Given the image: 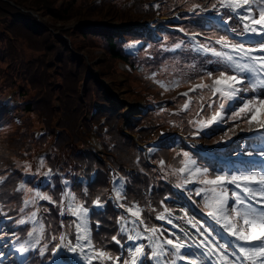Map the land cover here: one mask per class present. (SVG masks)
<instances>
[{
    "label": "trees",
    "instance_id": "obj_1",
    "mask_svg": "<svg viewBox=\"0 0 264 264\" xmlns=\"http://www.w3.org/2000/svg\"><path fill=\"white\" fill-rule=\"evenodd\" d=\"M216 1L0 0V116L5 115L6 119L11 120L10 124H3L4 128L0 124V216H11L10 220L0 221V251L6 253L0 259V264H17L12 253L7 252L6 243L9 237L24 238L32 226L39 230L40 244H44L45 250L41 252L36 248L30 252L25 264H41L49 257L51 248L60 243L61 231L67 234L69 241L74 240L76 232L73 221H76V217L64 205L62 209L61 205V179L64 177L70 181L69 192L75 197L74 203L82 202L91 208L94 249L106 252L113 260L120 257L118 264H123V260L128 259L129 245L125 243L126 234L121 233L116 217L119 213L128 214L115 206L108 196L111 186L109 178L115 169L126 178L122 193L126 194L133 184H137L136 195L142 202L147 200L150 204V208H140L146 227L150 224L163 226L155 217V211L162 208L160 200H165L164 195L168 194L167 202L181 224L178 230L173 231L174 235L187 240L189 244L194 242L189 236L191 234L200 238L201 234L216 236L220 244H229L219 236L216 227L190 205L188 198L178 189L179 184L174 186L164 176V169L178 176V169L185 159L184 152L189 153L196 166L209 169V178L238 170L258 169L249 162L236 159H233V166L226 169L227 164L194 149L179 133L173 132H187V137L191 138L190 133L196 131L195 118L207 121L212 113L221 110L220 105L227 107L218 97V92L212 95V78L205 74V70H211L212 77L219 73V58L210 52L193 49L192 42L185 34L198 32L199 42L236 58L235 52L216 41L221 37L229 44L240 41L215 24L204 9ZM194 5L203 7L194 9ZM31 10L37 11L39 18ZM175 11H178L176 20L156 19L157 27L138 24L114 28L88 24L67 26L75 20L94 22L105 17L115 24H122L129 16L144 20L156 14L172 15ZM229 15L234 16L227 9L222 10L221 16L228 20L232 33H240L241 23L235 16L229 20ZM44 16L46 20L42 19ZM175 26L181 27V30ZM135 41L141 42L137 50L127 51V42ZM171 45L175 47L169 48ZM154 46L177 55L178 63L185 69L182 73L173 72L181 80L174 82L170 91L174 85H177L176 89L190 87L191 81H201L199 85L208 87L197 86L187 95L171 91L163 97L160 89L155 87V78L141 71L143 62L154 63L161 58L150 56ZM100 52L104 57H99ZM119 62L126 65L122 67ZM95 70L99 72L98 76L94 74ZM148 71L154 69L150 67ZM104 80L110 82L121 98L145 97L143 100L148 105L146 111L140 117L126 121L125 129L122 114L124 103L114 97ZM198 91L201 95L199 99L191 94ZM189 95L192 96L191 106L186 101ZM7 96L13 99L12 103L5 101ZM242 96L251 98L253 93L249 91L242 93ZM174 102L186 103L188 107L183 109L186 111L185 118H180L181 113L171 123L167 116L173 113L170 108ZM236 103L237 107L231 108L224 118L226 122L223 128L210 125L200 133V137L214 143L222 129L226 128L227 131L235 122L245 123L249 112L246 110V114L241 113L239 119L234 118V113L242 107L241 102ZM201 104L203 108L196 114ZM210 104L211 108L208 107ZM160 109L163 111L160 121L167 124L164 130L166 135L156 140L155 149L147 160L136 140L146 141L162 135V130L156 128L159 116L156 111ZM93 137L100 144L98 152L90 143ZM238 151L249 153L254 149L249 144L244 147L231 144L223 152L234 154ZM37 156L41 168L49 172L46 182L40 186L36 184L40 171L31 168V162ZM139 167L147 168L149 173L140 172ZM199 176L203 174H197L193 185L186 187L193 198L198 189ZM149 179L154 181L152 185L147 184ZM141 184L143 191L140 190ZM106 186L108 190L105 194L103 187ZM36 193L46 194L51 200H37L23 205L24 200L30 201ZM98 198L105 205L103 209L93 205ZM31 212L37 213L34 222L25 220L24 224H18ZM96 220L99 226L95 225ZM189 222L192 224L189 225ZM165 233L174 238L170 233ZM114 235L124 245L123 249L113 241ZM145 251L148 253V248ZM191 251L198 264H212L196 246ZM222 252L229 261L237 258L231 247ZM89 255L93 256L94 253L89 250ZM60 258L65 263L70 259L64 252L60 253ZM113 260L93 258L91 264H116ZM146 264H152V261L148 260Z\"/></svg>",
    "mask_w": 264,
    "mask_h": 264
},
{
    "label": "snow or ice",
    "instance_id": "obj_2",
    "mask_svg": "<svg viewBox=\"0 0 264 264\" xmlns=\"http://www.w3.org/2000/svg\"><path fill=\"white\" fill-rule=\"evenodd\" d=\"M219 6L227 9L229 12L236 13L239 11V21L243 23V33H248L258 37L254 46L245 47L243 44L235 43L229 44L223 37L216 41L222 47H230L231 51L236 53V58L232 55H228L222 51H218L214 48H209L206 45H201L199 50L205 53H212V55L218 57L217 64L220 65L219 76L213 80L212 90L213 95L217 92L222 97H227L230 101L229 105H220L221 111L215 112L205 123L202 124L203 128H207L209 125H219L225 123V119L222 116L223 111L230 110L234 103L237 101L242 103L239 112L234 113V118L239 119L241 113L246 114V110L251 112V116L246 119V123L250 126L249 130H254L251 126L255 121L258 125L257 130H264V114L260 119H257L256 105H259L260 109L264 110V0H219ZM199 7L194 5L193 8ZM258 12V18H253V10ZM212 11L217 10V5H212ZM247 13V14H244ZM217 15L220 13L217 11ZM234 16L229 15L228 19H233ZM225 24L227 20L223 21ZM256 25H260L259 28ZM179 47V45L177 46ZM259 53L254 55V53ZM211 63V61H209ZM231 72L232 74H229ZM205 74L212 78L213 72L211 70H205ZM178 83V82H176ZM163 86V85H161ZM198 87H208L207 85H198ZM252 92L253 96L247 98L241 95V93ZM187 95V94H184ZM185 109L188 104H185ZM209 108L212 105H208ZM232 129H230L231 131ZM225 136L228 137V132H225ZM229 139L231 137H228ZM260 143L264 144V137L260 138ZM255 150L250 152L249 155H254ZM183 155L188 158V164L190 168H194V174H203L207 176L209 173L208 168L201 169L196 166V162L191 160L189 153L184 152ZM258 155L264 158V148H261ZM163 163V162H162ZM253 163V161H249ZM185 167L179 169L180 173L185 172ZM200 183L204 185H212L204 194L205 206L213 210L208 211L207 215L212 217L217 224L227 232L230 236L235 237L237 242H243V244L237 243L235 248L238 251L235 252L236 256L240 258L241 264L244 261H250L251 264H264V167L259 169H247L238 170L227 174H218L214 179H203ZM229 185L239 189V191L229 189ZM217 188L220 191H217ZM231 192V196H228V192ZM115 198L119 200L123 199V193L119 189H114ZM204 192L203 189H197L196 195L200 196ZM211 193V196L208 193ZM87 194V193H85ZM64 196H70L71 198L67 202V211L77 217L79 223L73 221L76 226V244L72 242L67 244L58 243L53 248V256H57L62 248H67L68 251L76 253L79 249L81 252L85 248L90 249L94 255L87 257L89 264L91 260H113L106 252L94 249L92 245L91 234L87 226V216L89 209L83 204L74 203L75 197L71 196L70 193H64ZM37 200H51L46 194L36 193L30 201L25 203H35ZM210 201V202H209ZM97 208L103 209L105 207L99 200L94 201ZM62 209L64 201H61ZM119 207H125L123 204H119ZM133 217H136L140 224L144 221L139 218V213L133 211L132 208H127ZM165 211H168L165 209ZM171 214L169 213V216ZM36 213H32L30 218H35ZM157 219H168L164 214L157 216ZM171 223V220L168 221ZM20 223H24L21 221ZM63 226V225H62ZM99 226V225H97ZM43 232V229L40 230ZM121 233L129 231L123 225L120 229ZM135 234H129L127 239L131 241L133 246L129 249L128 259L123 260V264H146V261H155V264H160L161 259H164V264H177V261H187V264H198L197 259H194V253L191 251L195 245L198 248L205 247L206 242L201 241L199 243L193 242V244L186 243L182 238L177 237L175 240L168 238H161L157 233L160 231L158 228L148 229L144 228L145 232H149L150 235L147 237L152 241L148 248L151 249L150 253L145 251L146 246L142 243H136L137 240L142 238V233L131 230ZM203 231H207L204 229ZM258 233V234H257ZM33 233L29 232V236ZM155 237V239H153ZM55 239V237H53ZM63 242L66 239L65 234H61L60 237ZM116 244H120L121 248L124 245L117 239L116 236L112 237ZM219 249L227 250L233 247L230 244L221 243L217 246ZM27 249L21 247L19 251L25 252ZM215 249L209 247L208 251L202 253L204 257H208L210 254H214ZM120 257H116L115 260H120ZM220 260L224 264H228V257L223 254L220 255Z\"/></svg>",
    "mask_w": 264,
    "mask_h": 264
},
{
    "label": "rangeland",
    "instance_id": "obj_3",
    "mask_svg": "<svg viewBox=\"0 0 264 264\" xmlns=\"http://www.w3.org/2000/svg\"><path fill=\"white\" fill-rule=\"evenodd\" d=\"M212 8V6L210 8H206V12H210V9ZM219 8H222L219 6V0H218V5H217V10ZM254 13L256 16H258V12L255 10L254 8ZM210 16H213L215 19H216V22H218V19H217V14L216 15H212V14H209ZM173 17V16H172ZM156 18H159L157 15L155 17H153L151 20H148L147 21V24H150L152 21H154ZM43 20H46V16H44L42 18ZM84 19L82 20H75V21H72L70 23H68L67 25H77L79 24L80 21H83ZM140 20L135 18V17H132V16H129L127 21L125 23H122L123 25H132L133 23H138ZM43 22V21H42ZM100 22H102V25L105 26V27H110V28H114L116 26H119V25H122V24H115V22H112L110 21L109 17H105L103 18ZM128 22V23H127ZM91 25L93 26V23H91ZM190 38L193 40V36L191 35ZM240 40H243L241 38H239ZM134 45L131 44L130 47H133ZM175 45H171L169 46V48H174ZM247 48V47H246ZM257 53H254V55H256ZM150 56L153 57V58H159L158 60H156V62L154 63H144L143 62V65H142V68H141V71L143 73H148V75L150 76H153L155 78L154 82L156 83V88L160 89L161 91V94H163V97H166V94H168V92H173V93H176V86L177 85H174L170 91V87L171 85L176 82L177 80H181V78H179L176 74H174L173 72H177V73H182L185 71V69L180 66V64L178 63V56L177 55H173L172 53H167V52H164V50L162 48H159L158 46H154L153 49L150 51ZM99 57H104V54L100 52L99 54ZM181 56H179L180 58ZM150 67H152L154 69V71H148L150 70ZM179 78V79H178ZM163 85V86H161ZM197 86V85H196ZM196 86H193V88H189V90H194V88ZM178 89V88H177ZM114 92H115V95L117 97H121L120 95L121 94H118L116 92V90L114 89ZM123 92V91H122ZM193 96H195L197 99L201 98V95H200V92L198 91L196 94L194 93H191ZM138 97L143 100V98L145 99V97H142L141 98V95H138ZM138 97H133V98H130V97H126V98H122L121 101L124 103V109L122 111V114L124 116V119L127 121L129 120V117L136 114L141 106H140V102L141 100L138 99ZM190 97H192L191 95H189V97L186 99V101L189 102L190 106L192 105V101H190ZM218 97L221 98V101L223 103H227L228 101V98L227 97H222L219 92H218ZM11 97L10 96H7L5 101H8ZM147 99V98H146ZM203 102H206V100L203 99ZM128 108H130L128 110ZM186 104V103H185ZM237 103H235V106H236ZM239 105V104H238ZM240 105H242V103H240ZM184 104L182 105L181 103L180 104H177L176 102H174V104L172 105V107L170 108L171 111H173L172 114H169L167 116V120L171 123L175 122V120L177 118H179V114L182 113V116L180 118H185L186 117V111H184ZM258 108V107H257ZM156 112L159 113V116H158V119L156 120V128L161 131V130H165L167 128V124H162L161 121H160V117L162 116L163 114V111L160 109V110H157ZM230 111L227 110L225 111V113H229ZM213 115V113H212ZM258 116L260 117L261 114H258ZM202 119V118H201ZM203 120V119H202ZM5 123H8L10 124L11 123V120H8L6 119V116L5 115H1L0 116V124H1V128H4ZM198 123V121H197ZM254 124V122H253ZM245 127H244V130L245 129H248L250 126L247 124V123H244L243 124ZM181 126V125H180ZM179 126V127H180ZM252 127V126H251ZM181 129V128H180ZM230 129H232L230 131ZM229 129L228 131V134L231 135V134H235V133H238L240 130H242V125H240L239 123H235L233 125H231V128ZM223 133V131L221 132V134ZM225 137L224 134H222L219 138V140H223ZM196 138L198 139L199 137L196 136ZM96 139L93 137L92 140H90V143L92 146H96L97 143H96ZM194 143V145L196 146V148L198 149H202V150H215V149H218V142H216L215 144H209V143H206V142H203L201 139H198V140H194L192 141ZM258 141L256 139L253 140V143L256 144ZM256 150H259L260 148H256ZM186 164L189 168L188 169V172L186 173V178L183 177H178L177 175L175 174H172L171 172H169L168 170L164 169V176L167 178V180L170 181V183L174 184V186H177L179 184V182L183 185V181L186 180L187 178L188 179H193L195 178V175L194 174V168H190V165L188 164V158L185 157V159L183 160V164ZM263 167L262 164L259 165V168ZM31 168L34 170V171H40V175H39V178L37 179V182H38V185H41L42 183L40 181L43 182L44 180V176H48V172L47 171H43L41 170V165H40V160L38 157H36L32 162H31ZM253 170L257 169V168H252ZM139 171H143V172H148L149 173V170L147 168H144V167H139ZM114 177V176H113ZM63 179V178H62ZM114 180H116V178H113ZM187 179V180H188ZM203 179H210L208 176H199V179H198V189H203L204 192L201 193V195L198 197H196V193L194 194V198L196 199L195 202L196 204L201 208V209H204L205 210V213H208V211L210 210H213L211 208H208L205 206V201L204 203L202 202V200H205L204 199V194L205 192H207L209 189H211L212 185H204L202 183H200V181H202ZM214 179V178H213ZM63 182V181H62ZM131 181L129 180V183ZM153 180L149 179L147 181V184L148 185H152L153 184ZM64 183V182H63ZM229 187V186H228ZM229 189H232V190H236V191H239L238 189H235V187H229ZM66 190V186L64 187V191ZM103 190L105 192V194L107 193V190H108V187H103ZM137 190H138V185L137 184H133L131 189L126 193V194H123V199H121V204L125 205V207H127L128 205V208H134V209H139V212H140V208L142 206H146L147 208H150L149 207V203L148 201L146 200L145 202H142L141 199L136 195L137 194ZM141 191H143V184H141ZM197 190V189H196ZM189 191H191L189 189ZM217 191H220L219 188H217ZM229 193L231 194V192L229 191ZM209 196H211V193L209 192L208 193ZM210 202V201H209ZM25 203V200L23 202V204ZM199 203V204H198ZM67 206V205H66ZM67 209V207H66ZM33 213V212H32ZM32 213L29 215V219L31 221H33L35 218H30L32 216ZM36 213V212H34ZM161 211H158L157 212V215H160ZM37 215V213H36ZM125 215V214H124ZM126 216V215H125ZM36 217V216H35ZM77 219V217H76ZM134 223H133V222ZM76 223H79V220L77 219L76 220ZM132 226V230L135 229L136 231H139L142 233V235L145 234V231L143 228H139L136 226V219L135 217H133L132 215L129 217V216H126L125 218V228H129ZM151 228H154L153 226L150 225V227L148 229H151ZM76 229V227H75ZM30 232L33 233L32 236H28L27 237H24L22 239H18V240H14L10 246H8V249L10 250L11 248H13V246L15 245H20L21 247H30V244L32 242V239L38 234V229L36 226H32L30 229ZM40 233V232H39ZM130 234H135L133 231L130 233ZM145 236V235H144ZM149 236V234L147 235ZM67 239V238H66ZM64 240L63 242L60 240V243H64V244H67V240ZM76 241V240H75ZM233 244L236 245L237 243H240V244H243L241 242H237L235 239H233ZM77 243V242H76ZM229 243V242H228ZM230 244V243H229ZM231 245V244H230ZM40 247L42 248L43 245H40ZM231 249L233 250V252L235 253V250L233 247H231ZM79 250V249H78ZM61 253V252H60ZM227 253H229V251H227ZM1 257V255H0ZM214 257L216 259H218V256L217 254H214ZM78 263V254L77 252L76 253H73V264H77ZM49 264H62L60 263L59 261V258H57V256H53L52 257V261L49 263Z\"/></svg>",
    "mask_w": 264,
    "mask_h": 264
},
{
    "label": "bare ground",
    "instance_id": "obj_4",
    "mask_svg": "<svg viewBox=\"0 0 264 264\" xmlns=\"http://www.w3.org/2000/svg\"><path fill=\"white\" fill-rule=\"evenodd\" d=\"M238 12H239V11H238ZM239 14H241V13L239 12ZM253 18H254V17H253ZM256 27L259 28L257 25H256ZM251 36H253V35L248 34V33H245V35H244L243 38L251 39ZM257 107H258V108H257ZM256 110H257V119H260L261 116H262V114H264V110L260 109L259 105L256 106ZM258 114H261V116L259 117ZM250 116H251V115H250ZM255 126H258V125H256V123H255V121H254V124L252 125V127H255ZM260 145L263 146L264 144H261V143H257V144H256V146H260ZM263 167H264V165H263Z\"/></svg>",
    "mask_w": 264,
    "mask_h": 264
},
{
    "label": "water",
    "instance_id": "obj_5",
    "mask_svg": "<svg viewBox=\"0 0 264 264\" xmlns=\"http://www.w3.org/2000/svg\"><path fill=\"white\" fill-rule=\"evenodd\" d=\"M36 15V12H33ZM196 129H200V125H196Z\"/></svg>",
    "mask_w": 264,
    "mask_h": 264
}]
</instances>
